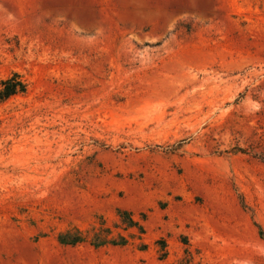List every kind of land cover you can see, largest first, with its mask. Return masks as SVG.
I'll use <instances>...</instances> for the list:
<instances>
[{"label": "rangeland", "instance_id": "374dc122", "mask_svg": "<svg viewBox=\"0 0 264 264\" xmlns=\"http://www.w3.org/2000/svg\"><path fill=\"white\" fill-rule=\"evenodd\" d=\"M15 72L0 264H264V0H0Z\"/></svg>", "mask_w": 264, "mask_h": 264}, {"label": "trees", "instance_id": "16d2710c", "mask_svg": "<svg viewBox=\"0 0 264 264\" xmlns=\"http://www.w3.org/2000/svg\"><path fill=\"white\" fill-rule=\"evenodd\" d=\"M26 89V82L22 79L19 73L15 72L11 76L0 81V102L17 93H23ZM79 239V237H76L71 241L78 242Z\"/></svg>", "mask_w": 264, "mask_h": 264}]
</instances>
